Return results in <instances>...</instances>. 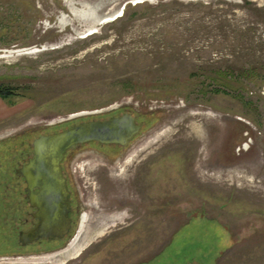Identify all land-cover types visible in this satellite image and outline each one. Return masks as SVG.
<instances>
[{"label":"rangeland","instance_id":"rangeland-1","mask_svg":"<svg viewBox=\"0 0 264 264\" xmlns=\"http://www.w3.org/2000/svg\"><path fill=\"white\" fill-rule=\"evenodd\" d=\"M4 89L0 264H264V0H0ZM123 113L141 134L81 146L72 166L82 232L98 213L116 221L55 262L80 225L11 239L23 134Z\"/></svg>","mask_w":264,"mask_h":264},{"label":"water","instance_id":"water-1","mask_svg":"<svg viewBox=\"0 0 264 264\" xmlns=\"http://www.w3.org/2000/svg\"><path fill=\"white\" fill-rule=\"evenodd\" d=\"M86 115L70 116L49 126ZM141 132L142 125L137 122L136 117L130 113H123L108 119L79 122L60 131L35 138L31 143L30 157L15 170L16 176L26 185L27 202L34 210L31 217L36 220L27 231L18 233L17 241L20 246L26 247L42 240H63L69 235L70 193L62 171V162L67 153L88 144L125 148ZM34 190L37 192L35 193ZM79 236L80 234L69 244L68 248L71 246L75 248L72 256H77L84 247L85 243L78 244ZM68 248L58 254H65ZM68 257L70 256L60 255L58 260ZM19 260L23 259L19 258Z\"/></svg>","mask_w":264,"mask_h":264},{"label":"flooded vegetation","instance_id":"flooded-vegetation-1","mask_svg":"<svg viewBox=\"0 0 264 264\" xmlns=\"http://www.w3.org/2000/svg\"><path fill=\"white\" fill-rule=\"evenodd\" d=\"M98 145V144H97ZM110 147H117V146H110ZM120 148V147H119ZM78 149V148H77ZM74 150V151H71L69 153L66 154L63 162H62V171H63V175L66 179V184H67V189L70 193V207H71V212H70V218H71V229H70V233L73 231V229L77 226L80 225V222H84V214L83 213V208H84V204L82 203V198H81V194H80V190H79V182H78V179L75 175V172L72 171V166H73V161H74V158L79 155V153H81V151H77ZM76 153V154H74ZM22 180V179H21ZM23 182V187H22V191H23V195H22V200H23V203L26 205V212H25V218L23 220V223H21V227L23 226V229H19L17 234L20 232V231H27L30 227H32L33 224L36 223V220H34L31 215L32 213L34 212L33 209H31L29 207V204L27 202V196H28V191L26 190V185L24 183V181L22 180ZM34 192L36 193L37 190H34ZM99 216V217H97ZM96 219L94 220H91L88 224V227H87V231H91V234L90 233H86L85 231L82 232L83 230V226L80 225L79 228L80 230L77 231L76 233V236L78 234H80L81 236L83 235V237H85L84 239L86 240V243L88 242H92V240L94 238H98L97 235H95V233H93L94 231H98L100 229V227L103 225H100V221H103L105 225H108V226H111L116 220L115 219H112L111 217H106V216H102L101 214H97L96 215ZM103 217V218H102ZM111 218V219H110ZM84 220V221H83ZM83 234H82V233ZM69 233V234H70ZM106 234V230H105V233L104 235ZM80 236V237H81ZM69 237L66 236L63 240H55V241H65V239ZM81 237V238H83ZM17 239H18V235H17ZM46 242H53V241H47V240H42L40 242H37V243H34V244H43V243H46ZM69 249V250H68ZM66 250V253L65 254H61V253H57V254H52L50 255L51 257H54L52 262L54 261H58V259L60 258V255L61 256H65V255H70L68 254V251H74V247L71 246L70 248H68ZM65 250V248H64ZM59 255V256H58ZM55 259V260H54Z\"/></svg>","mask_w":264,"mask_h":264},{"label":"trees","instance_id":"trees-1","mask_svg":"<svg viewBox=\"0 0 264 264\" xmlns=\"http://www.w3.org/2000/svg\"><path fill=\"white\" fill-rule=\"evenodd\" d=\"M0 96H7V97H10V101L11 99L14 98L15 96V93H13L12 90H0ZM41 134H23V140L21 139V143L20 144H17V146H20V148L22 149V151L20 152L19 156L18 157H15V159L12 161L13 163L16 164V166L13 168L11 167V170H8V171H13L12 173L15 174V170L21 166L22 164H24L27 159L30 157L31 155V151H32V148H31V143L32 141L37 138L38 136H40ZM46 135V134H45ZM19 140V139H18ZM16 141V140H15ZM18 143V142H16ZM9 168V167H8ZM15 177V180H21L20 177L16 176V174L13 176V178ZM10 181L12 183V178L10 176ZM16 181V182H17ZM13 185H15V183H13ZM17 185L20 186V183L18 182ZM23 185V184H22ZM16 186V185H15ZM18 188V186H16ZM21 187V186H20ZM23 187V186H22ZM22 187L21 188H18L19 190H17V193L21 196V200H20V206L18 207L19 209V212H20V209H21V212L24 214L23 217L17 219V220H12V222L10 223L11 225V232H10V238L11 239H15V236H16V233L17 231L21 228V223H23V220L25 218V212H26V205L23 203V200H22V195H23V191H22ZM11 189V188H10ZM6 192V191H5ZM10 244V243H9Z\"/></svg>","mask_w":264,"mask_h":264},{"label":"crops","instance_id":"crops-1","mask_svg":"<svg viewBox=\"0 0 264 264\" xmlns=\"http://www.w3.org/2000/svg\"><path fill=\"white\" fill-rule=\"evenodd\" d=\"M166 257V256H165ZM154 258L156 259V258H158V253L154 256ZM148 262V260H146V261H143V262H141L140 264H145V263H147Z\"/></svg>","mask_w":264,"mask_h":264},{"label":"bare ground","instance_id":"bare-ground-1","mask_svg":"<svg viewBox=\"0 0 264 264\" xmlns=\"http://www.w3.org/2000/svg\"><path fill=\"white\" fill-rule=\"evenodd\" d=\"M75 251V250H74ZM30 262H34V263H37V260H35V258H32L29 260Z\"/></svg>","mask_w":264,"mask_h":264}]
</instances>
